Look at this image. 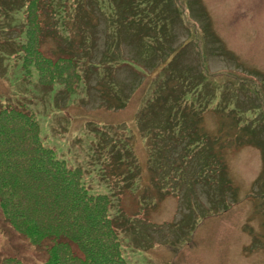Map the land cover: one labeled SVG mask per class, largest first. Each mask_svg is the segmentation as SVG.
Here are the masks:
<instances>
[{
  "label": "rangeland",
  "instance_id": "374dc122",
  "mask_svg": "<svg viewBox=\"0 0 264 264\" xmlns=\"http://www.w3.org/2000/svg\"><path fill=\"white\" fill-rule=\"evenodd\" d=\"M12 2L24 3V8L17 10ZM27 2L0 0V111L17 107L31 113L37 139L85 172L90 192L121 196L120 209L132 220L120 239L128 264H264V0H176L185 28L179 24L173 31L183 35L180 43L189 39L182 64L186 76L203 70L204 61L212 72L228 71L203 77L204 94L193 93L192 87L184 97L198 108L207 106L201 125L215 142L210 150L218 169L215 187L200 182L189 172L190 165L180 170L173 163L175 156L164 150L157 159L160 166L149 167L158 129L140 121L142 96L159 86L167 70L162 76L161 70L150 75L137 71L131 79L138 78L141 86L123 85L112 96L88 76L80 90L67 94L65 84L45 80V69L31 64L29 73L25 67L21 45L27 40ZM73 11L74 0H44L40 24L45 30L57 27L59 35L58 40L42 37L40 49L46 56H70L58 51V44L71 45L69 26L80 12L76 16ZM92 17L97 24L99 19ZM171 45L176 43L166 44ZM126 52L129 56L130 50ZM131 54L135 57L134 51ZM88 58H82L87 61L83 68ZM145 66L147 72L153 70ZM225 85L232 91L225 87L223 92ZM221 101L218 111L212 110ZM225 104L227 112L222 110ZM99 141L108 145L103 148ZM117 151L126 164L135 162L133 173L127 166H112ZM14 227L0 210V264L9 257L18 264H44L49 241L39 245ZM74 249L83 256L77 246Z\"/></svg>",
  "mask_w": 264,
  "mask_h": 264
},
{
  "label": "trees",
  "instance_id": "16d2710c",
  "mask_svg": "<svg viewBox=\"0 0 264 264\" xmlns=\"http://www.w3.org/2000/svg\"><path fill=\"white\" fill-rule=\"evenodd\" d=\"M43 4L44 0L26 3L24 35L27 40L23 41L21 51L29 73L31 64L39 70L45 69V80L65 84L67 94H71V89L76 92L83 79L91 76L112 96L119 94L123 85L139 88V79L131 78L140 71L150 75L161 70L162 76L167 70L159 86L150 88L142 96L144 106L140 121L149 122L158 129L149 151L150 161L154 163L149 167L153 170L156 165L160 166L157 159L164 150V153L175 156L173 163L180 170L183 164L190 165L189 172L198 176L200 182L215 187L218 169L213 163L216 158L210 155L215 142L211 143L210 136L203 134L201 125L207 106L198 108L184 97L189 96V91H185L192 87L193 93L204 94L203 77L228 74V71L212 72L203 60V70L194 77L186 76L187 69H183L182 64L185 62L184 46L189 39L183 38L180 43L183 35L173 31L179 24L185 28L176 0H74L73 13L77 16L80 12L75 20L71 17L69 27L72 32L68 35L71 45L60 47L58 44V51L70 53V56L56 59L46 56L40 49L42 37L45 41L49 36L59 37L55 33L57 27L53 29L49 25L45 30L40 24L38 11H42ZM12 5L20 10L25 4L12 2ZM92 14L99 19L97 24L93 22ZM64 41L68 45L67 40ZM170 42L176 45L166 46ZM126 49L130 50L129 56ZM131 51L142 60L134 63L136 59ZM86 57H89L88 65L83 68L82 63L87 61L82 58ZM99 57L101 60L97 61ZM193 64L189 66L190 72ZM145 65L153 66V70L147 72L143 69ZM221 105L222 101L212 110L217 112ZM222 110L227 112V104ZM191 116L196 119L190 120ZM36 125L31 113L17 107L0 111L1 213L28 239L39 245L44 244V240L49 241L44 264H128L120 239L126 230L124 226L132 220L120 209L121 196L118 193L90 192V184L84 179L85 172L69 166L53 149L42 144L36 136ZM98 143L103 144V148L108 145L105 141ZM180 146L178 153L176 149ZM261 148L264 156V146ZM153 154H159L156 160ZM114 156L118 157L112 162L114 168L127 166L128 172H132L134 161L126 164L121 151L115 152ZM192 178L199 182L194 176ZM187 185L191 188L189 183ZM74 245L83 256L75 251ZM1 264L18 263L9 257Z\"/></svg>",
  "mask_w": 264,
  "mask_h": 264
}]
</instances>
